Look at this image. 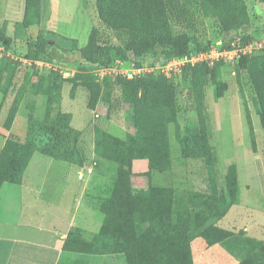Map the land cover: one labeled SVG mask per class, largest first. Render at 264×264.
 <instances>
[{
    "label": "trees",
    "instance_id": "16d2710c",
    "mask_svg": "<svg viewBox=\"0 0 264 264\" xmlns=\"http://www.w3.org/2000/svg\"><path fill=\"white\" fill-rule=\"evenodd\" d=\"M187 1L97 0L99 17L105 28L126 31L127 43L122 45L110 40L100 28L94 27L86 45H74V50L83 62L75 77L64 78L60 74H50L48 79L42 77L32 86V92L44 95L49 110H52L54 103H61L65 82L72 83L74 91L80 85L88 92V105L91 109L99 104L109 107L116 88H120L126 105L125 118L132 129L125 137H118L107 128L96 127V153L110 163L111 183L101 207L107 218L101 231L90 239L85 238L81 228L71 229L58 264H69V261H65L66 252L76 245L80 249L81 243H85L89 252L104 254L103 264H195L192 242L196 233H200L210 245L221 244L240 260L238 264H264V239L249 236L243 230L233 232L217 225L233 205L241 202V188L234 164L227 167L225 187H219L213 149L208 141L202 111L209 82L217 86V97L224 96L227 88L222 72L224 63L219 61L214 66L198 63L183 69L182 81L190 86L199 114L193 123L187 124L186 132L178 124L176 138L181 145L182 156L203 160L206 168L201 188L192 185L189 193L191 227H176L173 223L174 187L149 184L135 191L131 178L135 160L147 162L148 170L145 174L148 176L172 168L169 125L178 123L180 111L176 81L160 72L134 79L123 75H108L104 80H98L94 73V69L112 66L118 60L130 61L134 58L139 66H144L193 52L207 51V45L195 41L188 33L174 31L172 19L179 12L185 14L190 10ZM260 1L264 3V0ZM2 2L0 0V10ZM200 8L205 16L219 20L224 35L222 49L249 45L253 37V25L246 0H200ZM42 10L43 0H25L24 17L17 25L25 29L40 25ZM261 29L264 30V24ZM12 39L6 27H0V46L6 49L4 54L0 52V93L5 96L14 88L19 69V62L7 59L10 56L6 52ZM35 45L39 54H51V40L36 41ZM149 54L153 59L146 62L145 57ZM243 70L247 72L255 94L254 105L264 127V50L257 55H243L236 65L241 96L245 99L240 79ZM6 99L3 97V103ZM244 113L248 135L256 150V130L246 100ZM15 116L11 117L10 125ZM72 120V113L64 114L60 111L57 116L49 115L44 119L52 127L51 131L61 132L70 128ZM50 149L51 144L41 145L37 137L25 141L8 139L0 157V192L4 183L23 182L36 152L84 164L83 160L77 162L71 154L54 155ZM74 264L82 263L74 261Z\"/></svg>",
    "mask_w": 264,
    "mask_h": 264
},
{
    "label": "rangeland",
    "instance_id": "374dc122",
    "mask_svg": "<svg viewBox=\"0 0 264 264\" xmlns=\"http://www.w3.org/2000/svg\"><path fill=\"white\" fill-rule=\"evenodd\" d=\"M246 1L249 5L253 25V37L249 43L252 48L250 54L257 55L264 50V35L260 33L264 24V5L260 0ZM186 4L190 10L185 14L179 12L178 16L172 19L175 33L186 32L195 41L207 45L209 49L202 51L206 52L204 54H208L212 50H220L224 35L219 20L207 17L202 13L200 0H188ZM24 7L25 0H3L1 4L0 27H6L7 34L13 38L6 52L10 56L7 59L19 62V69L14 88L9 91L7 96L0 93V149L5 136L8 134L6 129L12 126L10 119L17 113L13 139L25 141L28 138L37 137L41 145H52V149L49 150L52 154H71L77 162L83 160L84 164H87V172L91 173V178L87 194L80 202L79 212L85 214L88 207L92 209L80 219L82 225L77 226L76 229L81 228L85 238L90 239L94 234L99 233L105 224L107 217L101 207L104 199L108 196V187L111 183L110 163L96 153L95 144L98 142L96 127L107 128L118 137H125L132 131L125 118L126 105L122 99L120 88H116L109 107L99 104L95 109H91L88 105V92L80 85L74 91L72 90L73 84L65 82L61 103H58L59 105L54 103L52 110H49L50 107L47 109L44 95L34 93L31 89L40 78L48 79L50 74L53 76L60 74L64 78L75 77L77 72L81 70L80 64L83 62L74 50V45L78 47L86 45L94 27L100 28L105 37L122 45L127 43L128 34L126 31H113L105 28L99 17L97 0H43L41 24L33 25L28 29L23 28L22 25H17L24 17ZM45 39L51 40V54H43L42 52L39 54L37 52L38 48L35 42ZM5 51L6 49H4L3 54ZM240 58L227 61L221 59L224 63L222 65L223 77L227 82L224 96L217 97V86L209 82L206 85V96L202 108L209 135L208 141L213 149L217 181L221 188L225 186V164L234 160H237V164H246L244 161L246 152L250 149L254 151L245 121L244 101L246 100L249 104L252 118L253 114L257 115L258 113L254 105L255 94L247 72L244 70L240 72V79L244 88L245 99L241 96L239 76L236 72V65ZM28 59L49 61L54 66L52 69L40 68L39 71L32 73L28 63H26L29 61ZM152 59L151 54L145 57L146 62H151ZM210 62L212 63L210 65L214 66V61ZM32 70H36V64H33ZM176 83L180 111L178 123L169 125L170 147L173 157L172 168L169 171L155 172L148 176L145 174L148 170L147 162L135 160L131 178L135 191L148 187L149 184L174 187L173 223L176 227H191L189 193L192 185L196 186L197 189L201 188L206 168L203 160L186 159L182 156L181 145L176 138L177 126L179 124L180 129L186 132L187 124L193 123V119L199 114V108L193 94H191L190 86L183 81ZM3 97L4 99L7 98L5 104H3ZM108 110L109 115H107ZM58 111L64 114H73L70 128L64 132L51 131L52 127L44 121L46 116H57ZM258 115V138L263 142L264 128L262 127L263 124L261 125V117ZM253 124H255L254 119ZM30 164L29 174L35 168L41 174L43 168L46 169L49 166L47 164L60 167L61 164L68 163L54 160L36 152ZM249 164H256V162L250 159ZM113 168H115V164H113ZM251 182L254 184L255 179L252 178ZM244 183L245 181L242 179L244 190L242 201L243 198L248 197L252 206V203L256 202V198L251 200L253 197L247 189H244V187L246 188ZM9 186L16 185L7 183L4 190L6 191ZM255 187L254 184L252 186L253 193ZM255 195L259 199L258 191ZM73 207H76V203L73 204ZM239 231L241 230L239 229ZM257 235V239H264V229ZM192 244L195 264H238L240 261L221 244L210 245L207 243L200 233H196ZM80 245V249L76 248V245L73 246L75 248L66 252V262L69 261V264H74V261H80L82 264H103L104 254L89 252L85 243Z\"/></svg>",
    "mask_w": 264,
    "mask_h": 264
},
{
    "label": "crops",
    "instance_id": "0c3cea01",
    "mask_svg": "<svg viewBox=\"0 0 264 264\" xmlns=\"http://www.w3.org/2000/svg\"><path fill=\"white\" fill-rule=\"evenodd\" d=\"M261 3L264 5L263 2ZM260 33L264 35V30ZM5 103L6 101L3 104ZM257 115L253 114L257 137L256 150L250 149L246 152L244 159L246 164H237V160H234L225 164L224 168L226 183L227 167L233 164L236 166L241 202L233 205L217 222V225L223 229L233 232L244 230L247 232L245 234L252 237L258 236L257 234L264 229L262 227L264 225V141L258 138ZM17 117L18 115L11 128L6 129L8 134L2 142L0 157L7 140L13 139ZM47 157L68 164H61L60 167L47 164L49 166L43 168L41 174L36 168L29 174L30 164L21 184L12 183L16 186H9L5 191L4 187L7 183H4L1 188L0 264H58L70 230L82 225L80 219L92 209L88 207L85 214L79 212L80 202L87 194L91 178V173L87 172V164ZM250 159L256 164H249ZM252 178L255 179L256 185L254 193ZM242 179L245 181L244 189H247L253 197L251 200L256 198L252 206L248 197L243 198L242 201L244 191ZM257 191L260 194L259 199L255 195Z\"/></svg>",
    "mask_w": 264,
    "mask_h": 264
},
{
    "label": "built area",
    "instance_id": "2783aa9c",
    "mask_svg": "<svg viewBox=\"0 0 264 264\" xmlns=\"http://www.w3.org/2000/svg\"><path fill=\"white\" fill-rule=\"evenodd\" d=\"M5 47L0 46V52L4 51ZM252 52L251 46H245L236 49H220L206 52H193L191 54H186L184 56L174 57L166 61H157L151 65L139 66L137 62L132 58L130 61L118 60L114 65L109 67H101L94 69V73L98 77V80H104L108 75L119 76L123 75L126 78L134 79L136 77L152 73L160 72L170 79H174L176 82H182L183 79V69L185 66L191 65L195 66L198 63H208L212 64L210 61H214V65L224 60H234L235 58H240L243 55L250 54ZM216 53V54H214ZM210 59V60H209ZM218 59V60H214ZM26 61L29 65V70L31 72L37 71L40 68L52 69L54 64L49 61H42L40 59ZM33 64H36V70H32ZM65 75V74H64Z\"/></svg>",
    "mask_w": 264,
    "mask_h": 264
}]
</instances>
